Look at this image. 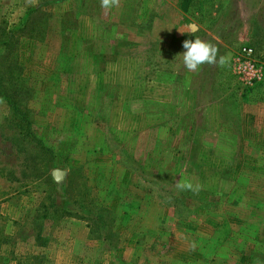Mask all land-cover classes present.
<instances>
[{
    "label": "rangeland",
    "instance_id": "374dc122",
    "mask_svg": "<svg viewBox=\"0 0 264 264\" xmlns=\"http://www.w3.org/2000/svg\"><path fill=\"white\" fill-rule=\"evenodd\" d=\"M195 37L229 64L186 70ZM244 46L264 65V0H0V264H264Z\"/></svg>",
    "mask_w": 264,
    "mask_h": 264
},
{
    "label": "clouds",
    "instance_id": "9594fccd",
    "mask_svg": "<svg viewBox=\"0 0 264 264\" xmlns=\"http://www.w3.org/2000/svg\"><path fill=\"white\" fill-rule=\"evenodd\" d=\"M119 5L120 0H100V7L105 12L114 7H119ZM183 48L185 51L178 55L182 57L183 65L189 72L198 73L204 65L224 67L230 62V55H219V49L216 45L204 41L199 37H195L194 40H185ZM175 187L179 191L199 190V186L194 188L191 182L181 180L176 182Z\"/></svg>",
    "mask_w": 264,
    "mask_h": 264
},
{
    "label": "built area",
    "instance_id": "2783aa9c",
    "mask_svg": "<svg viewBox=\"0 0 264 264\" xmlns=\"http://www.w3.org/2000/svg\"><path fill=\"white\" fill-rule=\"evenodd\" d=\"M234 74L246 88H252L264 81V65L255 59V52L244 46L231 59Z\"/></svg>",
    "mask_w": 264,
    "mask_h": 264
},
{
    "label": "trees",
    "instance_id": "16d2710c",
    "mask_svg": "<svg viewBox=\"0 0 264 264\" xmlns=\"http://www.w3.org/2000/svg\"><path fill=\"white\" fill-rule=\"evenodd\" d=\"M4 99L5 100H3V101L6 103V105L11 110V113L13 115V120L15 119V122L17 124L18 129H19V135L26 140L37 141V144L41 147V150L44 152H47L48 148L44 147L40 140H37V137L35 136L34 132L32 131L31 121L28 119L26 114L18 108V104L13 102L12 100H10L8 98H4ZM176 200H177V202L179 201L177 198H176ZM171 206L173 208H175L176 203L174 205L172 204Z\"/></svg>",
    "mask_w": 264,
    "mask_h": 264
},
{
    "label": "crops",
    "instance_id": "0c3cea01",
    "mask_svg": "<svg viewBox=\"0 0 264 264\" xmlns=\"http://www.w3.org/2000/svg\"><path fill=\"white\" fill-rule=\"evenodd\" d=\"M148 103H152V104H155V102H148ZM164 107V106H163ZM158 115V114H157ZM161 115H163V114H161ZM152 117H154V115H152ZM161 117V116H160ZM150 118H151V116H150ZM169 132V129H167L166 131H165V133L167 134ZM153 146H154V144H153Z\"/></svg>",
    "mask_w": 264,
    "mask_h": 264
}]
</instances>
